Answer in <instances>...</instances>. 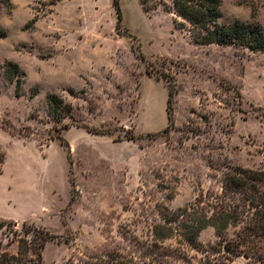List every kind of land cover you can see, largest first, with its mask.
Here are the masks:
<instances>
[{
    "label": "rangeland",
    "instance_id": "1",
    "mask_svg": "<svg viewBox=\"0 0 264 264\" xmlns=\"http://www.w3.org/2000/svg\"><path fill=\"white\" fill-rule=\"evenodd\" d=\"M120 8L0 0V219L57 237L43 264H264L225 252L240 226L197 249L155 229L232 169L264 172V51L196 42L173 0ZM235 22L264 30V0H221L219 24ZM50 95L71 114L53 120Z\"/></svg>",
    "mask_w": 264,
    "mask_h": 264
},
{
    "label": "trees",
    "instance_id": "2",
    "mask_svg": "<svg viewBox=\"0 0 264 264\" xmlns=\"http://www.w3.org/2000/svg\"><path fill=\"white\" fill-rule=\"evenodd\" d=\"M178 16L190 24L191 36L201 44L220 46L239 45L251 51H264V30L258 24L235 22L224 26L221 18V0H173ZM119 21L122 20L120 0H114ZM182 28H184V24ZM152 75L153 70L147 67ZM19 68L12 63L5 65V74L14 80ZM165 78V77H164ZM169 81L167 105L168 119L172 120V104L176 95L175 86ZM48 114L55 121H61L71 114L72 107L55 95L47 98ZM98 133V132H97ZM128 140H138L125 135ZM61 143L68 145L63 138ZM5 163V155L0 152V173ZM175 223L176 228L171 225ZM242 227L238 241L225 247L229 256H247L264 262V251L258 248L264 244V172L251 169L234 168L222 182L221 192L202 193L196 202L171 214L166 225L157 226L156 234L162 239H170L177 231L182 240L197 249L200 234L211 227L222 238L229 227ZM50 231L35 223H18L0 219V264H43L47 245L55 240Z\"/></svg>",
    "mask_w": 264,
    "mask_h": 264
},
{
    "label": "water",
    "instance_id": "3",
    "mask_svg": "<svg viewBox=\"0 0 264 264\" xmlns=\"http://www.w3.org/2000/svg\"><path fill=\"white\" fill-rule=\"evenodd\" d=\"M245 258V260H247L248 258L247 257H244Z\"/></svg>",
    "mask_w": 264,
    "mask_h": 264
}]
</instances>
